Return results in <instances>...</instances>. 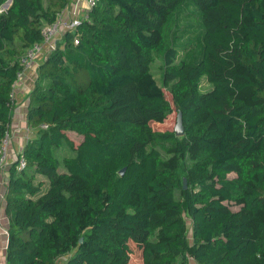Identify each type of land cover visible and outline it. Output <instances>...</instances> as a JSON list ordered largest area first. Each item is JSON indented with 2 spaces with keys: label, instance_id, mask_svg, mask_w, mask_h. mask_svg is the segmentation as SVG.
<instances>
[{
  "label": "trees",
  "instance_id": "1",
  "mask_svg": "<svg viewBox=\"0 0 264 264\" xmlns=\"http://www.w3.org/2000/svg\"><path fill=\"white\" fill-rule=\"evenodd\" d=\"M73 2L12 0L0 12V142L19 58ZM190 11L198 26H181ZM87 15L29 92L34 135L6 185V264H129L133 246L141 264H264V0H98ZM184 33L197 49L179 61ZM204 78L211 88L201 91ZM166 89L182 138L152 127L171 111ZM153 139L181 154L195 147V188L179 189L160 150L147 148Z\"/></svg>",
  "mask_w": 264,
  "mask_h": 264
},
{
  "label": "rangeland",
  "instance_id": "2",
  "mask_svg": "<svg viewBox=\"0 0 264 264\" xmlns=\"http://www.w3.org/2000/svg\"><path fill=\"white\" fill-rule=\"evenodd\" d=\"M6 9L7 7L2 5L0 7V12L5 11ZM190 12L193 15V18H190V17L187 18L185 13L181 14L180 16L181 26H186V24H188V22H186L187 20H190L193 25L198 26L197 18L194 16V13L192 11ZM194 28L197 29V27H194ZM177 46H178V51L180 53L179 61L189 59L190 55L195 53L197 49V48H194L196 47V43L194 39L191 40V38L186 33H184L182 38H179ZM164 69H165L164 56L162 54H158L156 55L155 60L151 64V70L154 76L158 79L160 83L162 82ZM210 88H211V85L207 82V80L205 78L202 79L200 90L206 91V90H209ZM242 94L246 96L247 98H249L251 96V91L247 89ZM166 96H167L168 102L170 103L171 111L163 121L152 122V127L155 130H161V131L174 130L176 123H177L178 111L176 109V102L174 100L173 95L168 89H166ZM70 136L74 140V142H78L81 139V136L76 133H70ZM179 138H182V136H180ZM147 148L149 149L157 148L160 150V152L162 153V155L164 156L166 160L168 167L172 169L174 175L178 177V179H180L181 181L179 183L180 185L179 189L181 188L182 184H184L185 187H188V186L192 188L196 187L195 180L201 175V173L197 171V164L195 163V159H196L195 158V153H196L195 147L190 148L187 153L181 154L176 151V145L174 142L159 141V140L153 139V140H150V142L147 144ZM57 154L59 158L62 160L64 149H58ZM234 175H235L234 173L229 174L230 177H233ZM225 203L228 204L234 210L243 209V203L241 201L226 200ZM244 214H245V211H244ZM131 251L132 253L130 254L129 264H141L140 259H139V253L137 255L136 247L133 246ZM62 260H64V257L58 258L57 264H61Z\"/></svg>",
  "mask_w": 264,
  "mask_h": 264
},
{
  "label": "built area",
  "instance_id": "3",
  "mask_svg": "<svg viewBox=\"0 0 264 264\" xmlns=\"http://www.w3.org/2000/svg\"><path fill=\"white\" fill-rule=\"evenodd\" d=\"M85 1L87 3V10L85 11L84 16L82 17L78 16V11L76 6H73L72 8L67 7L58 14L54 22L47 23L44 25L42 29V40L34 43L19 58V63L21 68L17 72L16 81L14 84L15 85L14 92L11 98L13 105L15 103V91L17 85L22 80H25L27 77H29L31 74H33V80L36 78L39 64L43 60H45L49 56V54H51L52 51L57 49L56 47L58 45V42L60 38L63 37L64 33L74 30L82 22L83 18L88 17L87 11L93 8L97 4L98 0H85ZM75 43L78 44L79 39L76 38ZM11 139H12V132L9 129L6 132L5 137L0 142V186L2 182L4 183L3 171L6 168V165L8 164L10 159ZM23 148L21 151L18 152V156H17L18 170H22L26 166V160L22 155ZM8 229L9 227L4 226V223H2V215L0 214V235L3 234L7 237V246H8V238H9ZM0 264H6V263L0 259Z\"/></svg>",
  "mask_w": 264,
  "mask_h": 264
},
{
  "label": "crops",
  "instance_id": "4",
  "mask_svg": "<svg viewBox=\"0 0 264 264\" xmlns=\"http://www.w3.org/2000/svg\"><path fill=\"white\" fill-rule=\"evenodd\" d=\"M73 6H76L78 11V16L80 17L84 16L85 11L87 10V3L85 0H74V2L69 7L72 8ZM34 80H33V74H31L29 77H27L25 80H22L17 85L15 91V105H14L12 120L10 124V130L12 132V139L10 144L11 147L10 159L8 164L6 165V168L3 171L4 183L2 182L0 186V214L2 215V223H4V226L6 227H9V220L5 212V202H6L5 192L7 189L6 185L8 183L10 176V170L12 165L16 164L17 162L18 152L22 150V148L26 145V143L30 139V136L33 135V131L29 129V125H28L27 109L29 103V92L31 91L34 85ZM6 258H7V237L2 234L0 235V259L6 263Z\"/></svg>",
  "mask_w": 264,
  "mask_h": 264
},
{
  "label": "water",
  "instance_id": "5",
  "mask_svg": "<svg viewBox=\"0 0 264 264\" xmlns=\"http://www.w3.org/2000/svg\"><path fill=\"white\" fill-rule=\"evenodd\" d=\"M12 2V1H11ZM11 4V3H10ZM10 4H7V8L10 6ZM5 5V4H4ZM175 132L177 134V136H183L185 133V126L183 123V117H182V112L178 113V117H177V123L175 126ZM125 168H123L120 172V174H123L125 172Z\"/></svg>",
  "mask_w": 264,
  "mask_h": 264
},
{
  "label": "bare ground",
  "instance_id": "6",
  "mask_svg": "<svg viewBox=\"0 0 264 264\" xmlns=\"http://www.w3.org/2000/svg\"><path fill=\"white\" fill-rule=\"evenodd\" d=\"M12 1V0H11ZM11 1L8 3V0H7V2L5 3V5L4 6H6L7 7V4H10L11 3Z\"/></svg>",
  "mask_w": 264,
  "mask_h": 264
}]
</instances>
